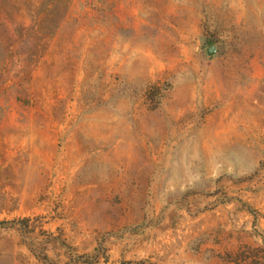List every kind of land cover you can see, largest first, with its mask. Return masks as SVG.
I'll use <instances>...</instances> for the list:
<instances>
[{
	"label": "rangeland",
	"instance_id": "1",
	"mask_svg": "<svg viewBox=\"0 0 264 264\" xmlns=\"http://www.w3.org/2000/svg\"><path fill=\"white\" fill-rule=\"evenodd\" d=\"M67 262L264 264V0H0V264Z\"/></svg>",
	"mask_w": 264,
	"mask_h": 264
},
{
	"label": "water",
	"instance_id": "2",
	"mask_svg": "<svg viewBox=\"0 0 264 264\" xmlns=\"http://www.w3.org/2000/svg\"><path fill=\"white\" fill-rule=\"evenodd\" d=\"M214 52H215L214 47H210V48L207 49V54H208L209 56L212 55Z\"/></svg>",
	"mask_w": 264,
	"mask_h": 264
},
{
	"label": "trees",
	"instance_id": "3",
	"mask_svg": "<svg viewBox=\"0 0 264 264\" xmlns=\"http://www.w3.org/2000/svg\"><path fill=\"white\" fill-rule=\"evenodd\" d=\"M80 263L84 264V263H86V262H80ZM65 264H72V263H70V262H67V263H65Z\"/></svg>",
	"mask_w": 264,
	"mask_h": 264
}]
</instances>
